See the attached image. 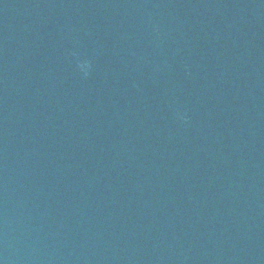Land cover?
<instances>
[{
	"label": "water",
	"instance_id": "obj_1",
	"mask_svg": "<svg viewBox=\"0 0 264 264\" xmlns=\"http://www.w3.org/2000/svg\"><path fill=\"white\" fill-rule=\"evenodd\" d=\"M0 264H264V0H0Z\"/></svg>",
	"mask_w": 264,
	"mask_h": 264
},
{
	"label": "clouds",
	"instance_id": "obj_2",
	"mask_svg": "<svg viewBox=\"0 0 264 264\" xmlns=\"http://www.w3.org/2000/svg\"><path fill=\"white\" fill-rule=\"evenodd\" d=\"M83 67V66H82Z\"/></svg>",
	"mask_w": 264,
	"mask_h": 264
}]
</instances>
